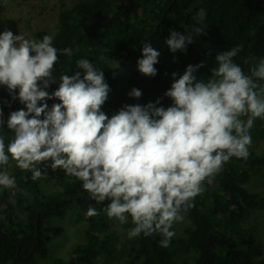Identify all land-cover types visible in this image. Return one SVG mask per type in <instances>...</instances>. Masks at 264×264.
<instances>
[{
  "label": "trees",
  "instance_id": "16d2710c",
  "mask_svg": "<svg viewBox=\"0 0 264 264\" xmlns=\"http://www.w3.org/2000/svg\"><path fill=\"white\" fill-rule=\"evenodd\" d=\"M57 3L0 85V264H39L64 218L83 238L52 264H264V0ZM109 126L97 160L58 149Z\"/></svg>",
  "mask_w": 264,
  "mask_h": 264
},
{
  "label": "rangeland",
  "instance_id": "374dc122",
  "mask_svg": "<svg viewBox=\"0 0 264 264\" xmlns=\"http://www.w3.org/2000/svg\"><path fill=\"white\" fill-rule=\"evenodd\" d=\"M57 0H0V85H8L19 81L27 64L29 48L45 36L55 23ZM264 62V59L262 60ZM133 70L132 66L115 65V71L120 77H126ZM236 89L229 88L225 94H232ZM111 126L102 127L94 132L84 144L69 143L58 149L68 155H76L81 148H86L94 160L105 153L106 141L109 138ZM257 152H264V142L254 144ZM146 146L135 147L124 155L110 153L115 164L136 166L137 163L150 155ZM249 189L264 195V174H257L249 183ZM167 233L181 235L186 221L174 217L166 221ZM255 226L264 248V212L258 211L250 218ZM57 224L65 228L61 236L54 237L48 244V255L39 264H52L53 259L60 256L68 259L73 243L83 238L79 226L68 222L67 218L58 220ZM121 233L122 223L116 225ZM122 235V234H121ZM123 237V235H122Z\"/></svg>",
  "mask_w": 264,
  "mask_h": 264
}]
</instances>
